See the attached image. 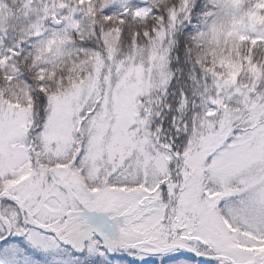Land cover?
<instances>
[{"label": "snow or ice", "instance_id": "snow-or-ice-1", "mask_svg": "<svg viewBox=\"0 0 264 264\" xmlns=\"http://www.w3.org/2000/svg\"><path fill=\"white\" fill-rule=\"evenodd\" d=\"M0 264H264V0H0Z\"/></svg>", "mask_w": 264, "mask_h": 264}]
</instances>
